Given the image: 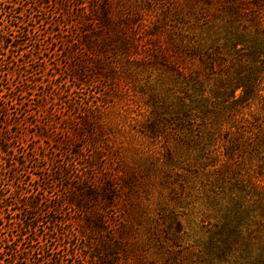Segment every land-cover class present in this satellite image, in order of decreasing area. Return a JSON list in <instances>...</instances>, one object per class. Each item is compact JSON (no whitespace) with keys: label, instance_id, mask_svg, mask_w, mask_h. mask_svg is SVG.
I'll list each match as a JSON object with an SVG mask.
<instances>
[{"label":"trees","instance_id":"trees-1","mask_svg":"<svg viewBox=\"0 0 264 264\" xmlns=\"http://www.w3.org/2000/svg\"><path fill=\"white\" fill-rule=\"evenodd\" d=\"M43 1L37 0L36 9L41 12L53 7L50 11L55 17L45 29L46 39L64 48L59 56L64 65L56 67L50 77H65L68 88L90 86L92 78L107 85L95 98V107L92 97H85L75 106L79 109L76 117H64L61 137L56 128L50 131L39 123L37 137L47 149L31 158L33 163L42 162L34 182L50 177L47 180L53 183L54 175L55 182H61L69 162H74L77 174L67 179L69 194L64 200L58 195L44 199L49 205L45 212L57 214L64 202L81 211L84 224L78 236L87 246L75 245L78 237L68 239L61 233L57 241L68 243L53 248L41 244L21 249L22 245L15 244L40 229L44 237L50 223L42 221L38 193L15 189L10 197L5 195L4 174L14 170L1 161L8 150L4 147L0 148V215L13 214L17 203L23 209L13 218L0 217V230L7 228L10 233L0 237L3 253L8 252L14 264L27 260L30 264H68L76 258H82V264H196L204 258L229 264L234 253L245 264H264V240L258 235L264 230V186H258L264 173L252 178L245 174L238 184L234 180L235 191L218 210L216 223L205 232L207 237L199 240L201 251L193 244L183 245L180 218L184 214H179L187 183L206 181L201 179L204 174L223 183L228 173L233 176L243 154L257 156L264 150V118L260 113L236 111L229 115L230 122L224 123L223 112L207 107L208 95L212 96L211 105L222 96L233 99L238 89L245 97L240 103L264 100V0H53V5L51 0ZM12 4L21 6L19 2ZM30 15L32 20L37 18L36 11ZM16 20L19 22L9 31L13 35L0 31V50L19 48L14 45L18 35L28 39L39 34L38 29L31 32L32 20ZM44 51L30 53V61L41 69L50 64V60L40 59ZM219 74L224 80L218 86L214 78ZM22 80L34 83L32 76ZM231 105L238 106L235 100ZM92 109L118 112L122 131L144 152L145 161L132 171L99 164L92 177V161H100L102 150L106 151L99 146L104 130L92 117ZM92 130L97 135L93 153ZM62 153L68 160L58 164L55 158ZM145 168L155 173V185L145 184L147 175L140 177ZM136 188L147 201L152 198V208L138 203L130 206ZM115 209L123 217L119 216L111 234L106 227L107 219L113 217L107 211L113 214ZM202 215L201 219L208 218ZM255 216V230L248 229L243 236L241 225ZM54 224L60 226L62 221ZM14 229L18 231L15 235ZM131 233L141 237L138 249L129 244ZM10 243L14 249H7Z\"/></svg>","mask_w":264,"mask_h":264},{"label":"rangeland","instance_id":"rangeland-1","mask_svg":"<svg viewBox=\"0 0 264 264\" xmlns=\"http://www.w3.org/2000/svg\"><path fill=\"white\" fill-rule=\"evenodd\" d=\"M11 1L14 3L19 2L21 6L15 8ZM179 1L180 0H178V2ZM43 2H46V0ZM53 2L54 1L51 0L52 5ZM36 5H38L37 0H0V31L4 30L9 32L12 29V25L19 22V20H16L17 18L27 23L29 20H32L30 19V14H33L35 11L37 18L29 23V27L31 32L36 29L39 30V34L34 36L31 34L28 39H25L22 35H18V39L14 45H19V48L11 49L10 51H8L7 48L0 50V148H8V150H6L7 152L1 155V161L6 163L5 165L8 169L13 168L14 170V172L4 174L2 184L6 189L5 195L9 197L12 195L11 192L15 189L27 193H38L43 206V214H41V218L43 217L42 221L50 223L48 226L49 232H47L44 237H42L44 233H42L40 229L35 235L30 234L25 237V241L15 243L16 245H22V247H20L21 249H28L31 246L38 247L41 244L49 245L52 248L53 246H60V244L63 243L67 244L69 240H64L62 242L57 241L56 236H60V233L68 239H71V237H78L75 242L73 241V244L75 243V245L77 244L79 246L84 245L85 247L87 246L86 242L78 236L80 232H83L84 224V216L81 211L75 210L64 202L62 209H60L57 214L52 211H50V213L45 212L49 206L48 202L45 200H48L50 195L61 196L64 200L69 194L67 189L69 183L67 179H73L77 174L73 170L74 166L72 165L74 162H69V171L66 173V178L62 179L61 182H55L54 179L57 178L55 175L52 177L53 183L47 180L50 179V177H44L45 179L40 178L38 182H34V173H41L37 167L42 166V162L33 163L31 162V158L33 156L41 155L47 149V145L37 137L41 129L39 123L47 125L50 131H54L56 128L58 137H61V134L63 133L61 129L63 124L61 121L66 117H76L75 113L79 111L76 107H78L79 102L81 103L82 99L85 97H92V102H95L92 106L95 107V98L101 96L102 93L107 90V85L102 80L98 81L92 78V85L90 86L83 85L80 87L72 86L68 88L70 83L68 80L64 79L65 77L60 76L56 79L50 77L53 70L57 71L56 67L60 69L64 65V60L62 57H59L64 48L59 47V44L56 43V41L46 39L45 29L49 26L51 19L55 20L53 12L50 11L53 7L47 6L45 11L40 12L39 9H36ZM9 34L13 35L11 32H9ZM33 44H35V46ZM40 49H45V51L42 52L43 56H40V59L50 60V64L42 69L38 68L34 61H30L32 58L30 53L35 55L37 50ZM24 66L28 68L27 73L24 72ZM24 76H32L34 83L22 82ZM214 79V84L216 83L219 86L224 80V77L222 74H219ZM212 86L214 87V85ZM57 89L60 90L59 93L55 92ZM228 95L229 94H227V96ZM262 95H264V93H262ZM211 97V95L207 96V107H209V110L212 112H223L224 117L221 120L224 123L230 122L229 115L236 111H241L243 113H248V111H250V113L257 112L264 118V100L259 101L258 99H255L250 101L249 99L240 103V98H245L242 97L240 89L236 90L233 99L232 97L226 99V96H222L216 99V101L212 100L210 105L209 100ZM233 100L236 101L238 106L231 105ZM92 117L100 121L99 125L103 128L104 134L100 138L99 146H104V149L106 148L105 152L102 150L100 161H92V177L97 174L96 168L99 164H103V167L106 168H111L109 165L112 164V166L114 165L113 167L118 169V171L122 169L132 171L134 168H137V164L145 161L144 152L135 145L134 140L126 131H122V126L120 127L122 124H120L118 112L110 110L109 112L106 111L99 113L97 110L92 109ZM207 117L210 118V116ZM53 127L54 129H52ZM205 128L208 127L205 126ZM95 134L96 133L92 130V153L94 151V144L97 143V135ZM10 149H12V151ZM258 152L260 153H258L257 156L254 154H243L239 165L237 166L238 168L233 171V176L227 172L228 176L223 180L225 181L223 183H221V181H216V176L208 174H204L201 177V179H206L204 182L197 181L196 184H192L191 182L187 183L184 192L186 196L185 204L183 205L184 208L179 210V214H184V216L180 218L182 219L184 232L183 245L184 243L189 245L193 244L194 248L199 251L202 250L199 240H201L205 235V232L216 223V218L219 215L218 210L223 207V203L227 200L230 192L235 191L233 189L235 183L234 180H237L236 184H238V179H244L245 174H249L252 178L258 177L261 173H264V150H259ZM63 159L67 161L68 155L62 153L55 158L58 164H60ZM56 165L54 167H56ZM233 168L234 167L228 169ZM145 169L146 170L140 175V177L143 179V175H147L148 179L145 184L155 185V180L157 178L155 173L148 171L149 169L147 168ZM218 175L220 177V173H218ZM239 175L243 178H239ZM157 184H159V182ZM137 186L141 188L140 184ZM258 186H264V180L259 182ZM141 189L144 190L146 188L143 185V188ZM138 191L139 189L136 188L133 192L135 194L134 200L133 203L130 202V206L134 203H138L146 206L148 209L152 208V198H149L147 201L141 194H139L141 191ZM18 209H23L22 205L19 203L15 204L14 208H12L14 213H16ZM93 210L94 206H92V213ZM107 212L108 216L113 218L107 219L108 225L106 231L112 234L115 231L114 229L117 223L120 221L119 216L121 213L116 209L113 210V214L111 211L110 213L109 211ZM10 213L2 214L0 217L3 216L7 219L13 218L14 213ZM201 214L208 216V218L206 219L202 215L204 218L201 219ZM257 220V216L245 220L249 223H247V225H241V234L245 236L248 229L249 231L255 230L253 225ZM55 221H62V224L60 226L58 224L55 225ZM63 223L65 224L63 225ZM260 231H262V233L258 234L260 240H264V230ZM17 232V229H14L13 235L17 234ZM254 234H251V236ZM6 235H10L7 228L0 230V237ZM204 237L207 236L205 235ZM79 240H82L83 242H80ZM140 241L141 237L139 235L131 233L129 237L130 246L134 244V249H136L135 245L138 249ZM8 248L14 249L15 247L10 243L9 246H7V249ZM7 253L6 251L3 253L2 246L0 245V264L15 263L13 262L14 260L12 257H9V254ZM20 257L21 256H18L19 259ZM231 258L229 264L246 263L241 260L236 253L231 254ZM82 260V258H76L68 262V264H82ZM20 264H30V261H21ZM196 264L220 263L215 260L204 258L201 262Z\"/></svg>","mask_w":264,"mask_h":264}]
</instances>
